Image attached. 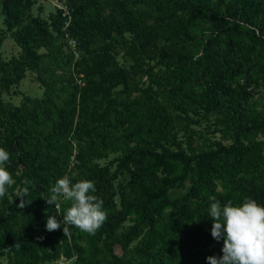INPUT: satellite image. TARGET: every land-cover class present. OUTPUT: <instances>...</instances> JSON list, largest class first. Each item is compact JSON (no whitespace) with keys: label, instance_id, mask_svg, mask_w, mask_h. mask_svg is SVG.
I'll return each instance as SVG.
<instances>
[{"label":"trees","instance_id":"trees-1","mask_svg":"<svg viewBox=\"0 0 264 264\" xmlns=\"http://www.w3.org/2000/svg\"><path fill=\"white\" fill-rule=\"evenodd\" d=\"M63 1L66 28L55 7L0 0V147L15 181L0 264H209L223 254L209 198L264 206V0ZM27 72L42 96L16 90ZM65 175L104 201L94 235L46 230L70 206L45 199Z\"/></svg>","mask_w":264,"mask_h":264},{"label":"clouds","instance_id":"clouds-1","mask_svg":"<svg viewBox=\"0 0 264 264\" xmlns=\"http://www.w3.org/2000/svg\"><path fill=\"white\" fill-rule=\"evenodd\" d=\"M9 163V151L0 147V198L6 196L15 183L7 167ZM22 183L24 187L16 192V197H20L19 208L32 202L26 199L30 195L31 181L25 178ZM50 191L51 196L45 198L49 205L54 204L59 209L57 201L62 199L70 202V206L62 216L63 224L56 216H48L47 231L59 230L63 225L66 233V226L72 225L94 235L108 219L104 201L94 195V181L82 179L73 183L65 175L56 180ZM209 199L212 201L208 213L213 219L211 235L217 241L223 238V254L208 256L209 264H264V206L252 198H245L241 204L229 200L223 206L215 196Z\"/></svg>","mask_w":264,"mask_h":264},{"label":"rangeland","instance_id":"rangeland-1","mask_svg":"<svg viewBox=\"0 0 264 264\" xmlns=\"http://www.w3.org/2000/svg\"><path fill=\"white\" fill-rule=\"evenodd\" d=\"M53 0H36V4L33 6V11L35 13H38L39 7L42 8L41 13L43 15H46L51 10H53ZM1 27V22H0ZM18 47L11 39H6L2 46H1V52L6 58H9L12 54L17 53ZM16 90H19L21 92H24L26 94H29L31 96H42L43 95V88L41 87L40 83L37 80L36 74L33 72H27L26 77L19 83V85L16 87ZM3 100H10L13 103H18L20 101V96H9V95H3ZM71 163L70 166H73V159H70ZM116 252L120 253V249L117 247ZM69 261L65 259V257H60L58 260H55L50 263L46 264H68Z\"/></svg>","mask_w":264,"mask_h":264},{"label":"built area","instance_id":"built-area-1","mask_svg":"<svg viewBox=\"0 0 264 264\" xmlns=\"http://www.w3.org/2000/svg\"><path fill=\"white\" fill-rule=\"evenodd\" d=\"M52 3L55 8L61 10V15L65 17L64 28L68 27L71 20V11L69 9V6L63 0H53ZM69 43L73 46L75 45V42L72 39L69 41Z\"/></svg>","mask_w":264,"mask_h":264}]
</instances>
